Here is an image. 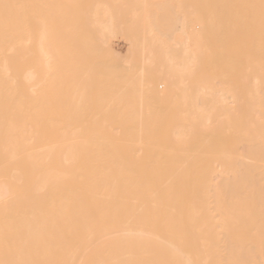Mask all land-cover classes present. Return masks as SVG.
I'll use <instances>...</instances> for the list:
<instances>
[{"label":"bare ground","instance_id":"6f19581e","mask_svg":"<svg viewBox=\"0 0 264 264\" xmlns=\"http://www.w3.org/2000/svg\"><path fill=\"white\" fill-rule=\"evenodd\" d=\"M211 1L130 7L158 81L102 0H0V264H264V0Z\"/></svg>","mask_w":264,"mask_h":264},{"label":"rangeland","instance_id":"374dc122","mask_svg":"<svg viewBox=\"0 0 264 264\" xmlns=\"http://www.w3.org/2000/svg\"><path fill=\"white\" fill-rule=\"evenodd\" d=\"M100 1H101V0H100ZM103 1H104V0H102L101 4L103 3ZM105 1H106V0H105ZM110 1H111V0H110ZM114 1H117V2H115V3H116V4H115L116 7L114 6V4L112 5V6L115 7V8L113 7L115 10H114L113 8H111L112 6H110V4H111L110 2H109L110 4L108 3L109 5L106 4V5H107L106 7L104 6L105 4H104V5H103V4L101 5V6H104L105 9H107V7H108V8H109V12H110V11H111V12H113V11H114V12H118V13H117L118 15H116V17L119 16V17H118L119 19H118V18H116V19H117V20H120V23L115 24V26H114L113 28H115L116 25H118V28L121 27L120 29L122 30V31H120V30H118L117 27H116V30L119 32V35L116 36V39H115V36H114V35L110 36L112 33H113V34H116V33H114V32H117V31H115V29H113V31L109 34L111 40H112L115 44H117V46H118V47H117V51H116L118 54H117V55H114V57H112L111 59L109 58V59H110V62H112V64H114V62H115V61H114V58H115L116 61H119V62H120V59H121L120 56H121V54H123V52L125 51V49H127V51H128V48H129L128 46H130L131 44L134 46V44H135L134 47H135L137 50H136L135 48H133L132 46H131L130 48H133V49H134V52H135L136 54L133 53V51H132L133 49L130 50V51H128L129 53H127V51H125V52L127 53V56H128V57L125 56V57H126V62H125V60H123L125 57H124L121 61H122V62L124 61V63H129V62L132 63V61H133L134 59H136V58L139 59V61H140V60H141V59H140V55H142V54L144 55L145 53H146V54H150V52H151V55L153 54V55H152V58H153V56H154L157 60L154 59V58H153L154 60H153L152 58L150 59V60H153V61H152V62H153L152 64H154V66H153V65L151 64V62L149 61L150 64H149V62H148V63H147V66L150 67V68H149V71H148V69H147L148 67H146L148 73H147V71H145V75H148V74L151 75V74L153 73V74H152L153 76L151 75V76L153 77V80L157 79L156 77H158V79H159V78H160V75H159V74H162L160 71H161V70H165V68H166V67H165V64H163V62H164L163 60H164V59H162V58H158V57H159V56H158V55H159L158 51L160 52L162 46H161V42H159L160 44H158V41H157V40H160V41H161V40L164 39L163 36L160 34V32H162V31H161V30H160V31H159V30L156 31V34H158V35L160 34L161 36H160V35H159V36L162 37L163 39H161V38H159V37L157 36L159 39L157 38V40H155V41H156L157 45H159V46L154 45V44H153V43H154V40H153V39H154L155 37H154V38H149V37H151V35H150V34L148 35V33H146V31H145L146 34H145V36H144V31H143V33H141L142 30H139L140 28H137V29L134 28V29H133L134 31L132 30V28H133V26H134V25H133V21H134V20H133V18H134L133 15H134V14H133V12L130 11V7H131V6H132L131 8H134V6L137 7L136 5H138L139 2H136V3H135L134 1H136V0H130L131 2H130L129 0H120V1H122L123 3H121L119 0H114ZM114 1L112 0L111 2H114ZM124 1H125V2H124ZM126 1H129V2H126ZM137 1H140V0H137ZM176 1H177V0H176ZM180 1H181L183 4H185V6H184V7H185V8H184V11H185V9L188 7L187 10H188L189 13H188L187 11H185V12H186V15L188 14V15L186 16L187 20L191 22L190 27H191L192 29H195V30L197 29V30H198V28H199V26H198L199 23H198V19H196V18H197L199 15H201V13H202V9L200 10V8H202L201 5H203L202 2H201L202 0H195V2H194L193 0H191V1L189 0L190 3L188 2V0H186V1L188 2L187 7H186V3H187L186 1H184V0H180ZM192 1H193V2H192ZM196 1H198V2H200V3H198V2L196 3ZM208 1H209V0H208ZM106 2H108V0H107ZM178 2H179V1H178ZM181 2H180V4H182ZM211 2H214V1L212 0ZM104 3H105V2H104ZM120 3H121V4H120ZM127 3H128V4H127ZM133 3H135L134 6L132 5ZM97 4H98V3H97ZM126 4H127V5L130 4V5L127 6ZM192 4H194V5H192ZM200 4H201V5H200ZM189 5H190V7H189ZM191 5H192V7H191ZM197 5H199V6H197ZM109 6H110V7H109ZM117 6H118V7H117ZM121 6H122V7H121ZM124 6H126L127 8L125 7V9H124ZM182 6H183V5H182ZM128 7H129V8H128ZM122 8H123V10H122ZM191 8H192V10L194 11L193 13H192V10H190ZM193 8H194V9H193ZM198 8H199V9H198ZM111 9H112V10H111ZM116 9H117V10H116ZM127 9H128V10H127ZM196 9H198V11H197ZM107 10H108V9H107ZM107 10H106V11H107ZM118 10H120V11H118ZM121 10H122V12H121ZM125 10H126V11H129V12H126ZM199 10L201 11L200 13H199ZM106 11H105V12H106ZM123 11H124V13H123ZM111 12H110V13H111ZM114 12L112 13L113 16H114ZM122 13H123V14H122ZM191 13H192V14H191ZM194 13H197V14H194ZM198 13H199V15H198ZM121 14H122V15H125V16H122ZM189 14L191 15L190 18L188 17ZM193 14H194V16H193ZM128 15H129V17H128ZM131 15H132V16H131ZM184 15H185V14H184ZM197 15H198V16H197ZM196 16H197V17H196ZM121 17H122V18H121ZM126 17H127V18H126ZM131 17H133V18L131 19V21H132V25H133V26H132V28L130 29V26H129V23H130V22H124V21H125V20L128 21V19L131 18ZM113 18H114V23H116L117 21L115 22V16H114ZM123 18H124V19H123ZM121 19H122V20H121ZM193 19H194V20H193ZM129 20H130V19H129ZM121 21H123V23H127L126 25L129 26V27L125 26V24H124V25H123V28H122V24H123V23H122ZM118 22H119V21H118ZM160 22H161L163 25L161 24V26H160V25L158 24L160 27L157 26L156 28H161L162 26H163V28H164V25H165L164 22H163L162 20H160ZM196 23H197V24H196ZM119 24H120V25H119ZM130 24H131V23H130ZM119 26H120V27H119ZM124 26L127 27L128 29L126 30ZM152 28H153V26H152ZM233 29H234V28H233ZM233 29H231V30L233 31ZM124 30H125V31H124ZM128 30H129L130 32H129ZM137 30H138V31H141V32L139 33ZM234 30H235V29H234ZM123 31H124L125 33H127V32H129V33H127V35H124L125 33L123 34V33H122ZM132 31H133L134 33H133ZM154 31H155V29L153 28V31H151V33H153ZM232 31H230V32H231L230 35L233 34ZM95 32H96V31H95ZM118 32H117V33H118ZM158 32H159V33H158ZM93 33H94V32H93ZM97 33H98V30H97ZM97 33H94V34L97 35ZM132 33H133V35H132ZM137 33L140 34V35L138 34V37H139V36L141 37V34H143L142 36H144L145 38H146V35H148L147 38H149V40L152 39V40H150V41H149L148 39H146V40L148 41V42L146 41V46H147V47L142 46L143 51H144V48H148V47H149V49H146L147 51H148V50L150 51V49H151L150 52L148 51L149 53H148L146 50H145L144 53H143V52H141V51L138 49V45L140 46V42H144V43H145V41H143V40H145V38H143V40H142V38H140L141 40H139L138 37H137V38H134L135 36H137V35H136ZM234 33H235V32H234ZM94 34H93V35H94ZM156 34L154 33V34H152V35H156ZM237 34H238V32H237ZM237 34H236V35H237ZM234 35H235V34H234ZM242 35H243V34H240L241 38L243 37ZM130 36H133L132 39H135V41H134V40L132 41V39H131ZM244 37H245V36H244ZM112 38H113V39H112ZM127 38L130 39V42H128ZM155 39H156V38H155ZM242 39H243V38H242ZM115 40H116V41H115ZM126 40H127V41H126ZM138 40H139V42H137ZM164 40H165V39H164ZM164 40H163V42H164ZM134 42H136L138 45H137L136 43H134ZM129 43H131V44H129ZM144 43H143V44H144ZM143 44H142V45H143ZM144 45H145V44H144ZM151 45H154V46L151 47ZM163 45H164V44H163ZM150 47H151V48H150ZM154 47H156V48H154ZM140 48H141V46H140ZM152 48H153V49H152ZM162 48H163V47H162ZM243 48H244V49L247 48V46H245V44H243V46H242V48H241V49H242V50H241V53H242V52L246 53V49H245V51H244ZM158 49H159V50H158ZM170 49H171V48H170ZM152 50H153V52H152ZM228 51H229L228 53H230V48H229V47H228ZM116 52H114V54H115ZM125 52H124V54H126ZM130 52H132L131 54H133V55L135 54L134 57H132V56L130 57V56H129ZM141 53H142V54H141ZM160 53H161V52H160ZM177 53H178V52H177ZM101 54H102V53H100V55H101ZM107 54H108V53H107ZM131 54H130V55H131ZM138 54H139V55H138ZM154 54H155V55H154ZM242 54H243V53H242ZM100 55H99V56H100ZM109 55H110V54H108L107 56H109ZM112 55H113V54H112ZM173 55H175V54H173ZM177 55H178V54H177ZM99 56H98V58H100ZM102 56H103V58H104V55H102ZM110 56H111V55H110ZM110 56H109V57H110ZM115 56H116V57H115ZM122 56H124V55H122ZM243 56H244V55H242V57H243ZM129 57H130V58H129ZM138 57H139V58H138ZM242 57H240V59H242ZM103 58H102V59H103ZM105 58H107V57H105ZM118 58H119V59H118ZM127 58H129L130 60H131L132 58H133V59H132L131 61H128ZM102 59H101V60H102ZM107 59H108V58H107ZM107 59H106V60H107ZM112 59H113V60H112ZM137 59L134 60L132 64L130 63L131 66H133L134 68H136V66H140V65H139L140 62H139ZM159 59H160V60H159ZM161 59H162V60H161ZM173 59H174V61H173ZM173 59L171 60V63H172V62H175V59H176V61H177L178 58H173ZM101 60H100V61H101ZM111 60H112V61H111ZM155 60H156V61H155ZM104 61H105V60H103L102 63H104ZM108 61H109V60H108ZM108 61H107V62H108ZM127 61H128V62H127ZM157 61H158V63H157ZM160 61H162V62H161L162 64H161V63L159 64ZM165 61H168V60H165ZM169 61H170V60H169ZM169 61H168V63H170ZM239 62H240V63H241V62L244 63V59H243V61H239ZM116 63H117V62H116ZM165 63H166V65L168 64L167 62H165ZM194 63H195V62H194ZM196 63H197V62H196ZM196 63H195V64H196ZM105 64H106V63H105ZM105 64H104L103 66L106 67V65H108L109 62H108L106 65H105ZM112 64L109 65V66L111 67ZM119 64H120V63H119ZM157 64H158V65H157ZM172 64H173V63H172ZM174 64H175V63H174ZM125 65H126V64H125ZM134 65H136V66H134ZM151 65H152L153 67H152ZM160 65H161V66H160ZM162 65H164V66H163L164 68L162 67ZM168 65H170V64H168ZM156 66H157V67H156ZM158 66H159V67H158ZM193 66H194V65H193ZM198 66H199V65H198ZM110 67H108V68H109L108 70H109V71H112L111 69L114 68V67H111V68H110ZM125 67H126L125 70H127L126 73L123 72V71H125V70L122 71V75L125 74V76H126V75L129 76L128 74H130V70H131V69H132V70H135L134 68H131L130 65H129V66L127 65V66H125ZM129 67H130V68H129ZM155 67H156V68H155ZM161 67H162V68H161ZM167 67H170V66H167ZM103 68H104V67H103ZM103 68H101L102 71L104 72V69H105V71H106L107 68H104V69H103ZM137 68H139V67H137ZM137 68H136V69H137ZM154 68H155L156 70H153ZM157 68H158V69H157ZM159 68H161V69H159ZM242 68H243V67H242ZM150 69H151V70H150ZM167 69H168V68H167ZM170 69H171V68H170ZM191 69H192V68H191ZM194 69H195V67H194ZM108 70H107V72L105 73L104 76H107V74H108V72H109ZM159 70H160V71H159ZM240 70L242 71L241 68H240ZM240 70H239V71H240ZM138 71H139V70H138ZM153 71H154V72H153ZM156 71H159V72H158L159 74H157ZM191 71H192V72H191V74H192L191 76L195 79V77H196L195 75H197V73H199V72H198L199 69H198V70H197V69H195V70L192 69ZM241 71H240V72H241ZM243 71H244V69H243ZM243 71H242V72H243ZM128 72H129V73H128ZM131 72H132V71H131ZM151 72H152V73H151ZM240 72H239V73H240ZM245 72H246V70H245ZM245 72H244V73H245ZM146 73H147V74H146ZM154 73H156L157 75H155ZM236 73H238V71H237ZM236 73H235V75H237ZM247 73H248V72H247ZM109 75H110V73H109ZM145 75H144V77H145ZM235 75L233 74V78H234ZM238 75H239V76H240V75L242 76V74H238ZM238 75H237V76H238ZM243 75H244V74H243ZM245 75H246V74H245ZM245 75H244V77H241V76H240V79H242V80H239V78H238L239 76H238V77L236 76L237 78L235 77L234 79H235L237 82H238V80H239L240 82H243V83H244V81L246 80V79H244V78H246ZM130 76L133 77L131 74H130ZM155 76H156V77H155ZM107 77H108V76H107ZM158 79H157V80H158ZM243 79H244V80H243ZM157 80H156V81H157ZM159 80H160V79H159ZM159 80H158V81H159ZM158 81H157V82H158ZM161 82H162V83H161ZM237 82H236V83H237ZM240 82H238V83L240 84ZM245 82H247V81H245ZM159 84H160V86H159V90H164V89H165V85L163 86L164 81L161 80V81L159 82ZM246 84H248V83H245V86H246ZM163 87H164V88H163ZM228 99H229V98H228ZM231 100H232V99L230 98L229 101H231Z\"/></svg>","mask_w":264,"mask_h":264}]
</instances>
